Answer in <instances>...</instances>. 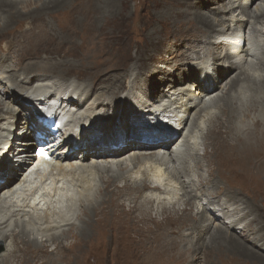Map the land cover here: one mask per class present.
I'll return each instance as SVG.
<instances>
[{
  "label": "bare ground",
  "instance_id": "6f19581e",
  "mask_svg": "<svg viewBox=\"0 0 264 264\" xmlns=\"http://www.w3.org/2000/svg\"><path fill=\"white\" fill-rule=\"evenodd\" d=\"M67 1L0 0V11L4 8L7 12L0 14V35L23 13L38 16L42 23V11L64 8ZM29 6L34 13L25 11ZM183 6L187 7L183 13L192 14L201 27L195 21H185L182 28L188 29L187 35L180 36L181 30L172 34L173 43H165L163 49L161 68L156 69L152 63L149 69L136 61L125 66L120 75L116 70L110 72L118 77L114 83L101 76L95 83H90L92 78H73L72 83L71 78L57 74L58 79L51 77L54 73L46 69L36 74L38 70L29 65L47 56L31 57L26 43L33 38L28 39L27 32H14V28L13 33L7 32L6 38L19 57L16 59L7 47L0 51V241L5 247L0 260H6L4 263L19 242L26 244L17 258L25 257L27 246L34 249L51 239L58 242L59 237L73 230L81 238L96 234L105 246L119 253L117 243L124 237L122 223L144 218L134 211L119 212L120 205L138 204L146 211L145 218L151 220L152 215L163 218L178 212L191 216L190 209L184 211L185 203H190L193 215L199 219L193 224L165 226L164 238L172 245L158 251L151 260L153 264H215L206 248L215 255L223 248L233 261L239 262L245 255L250 259L246 261L264 264L263 234L254 232L255 239L250 241L253 249L257 247L262 254L241 238L251 239L248 223L254 220L252 216L247 220L245 208H250L252 201L241 191L234 199V194L220 191L212 181L213 168L204 159V136L210 138L212 132H217L234 116V103H242L248 116L240 113L234 125L240 144L230 140L225 143L229 155L233 154L232 162L250 168L247 177L264 183V118L253 119L264 108V0H182L180 7ZM23 33L25 40L17 41ZM220 50L224 51L222 56ZM234 69L238 72L225 83V77ZM48 114L60 127L59 134L67 135L61 144H56L50 129L38 122L40 115ZM218 114V125L210 130ZM249 118L250 125L259 127V137L253 131L245 137ZM33 124L35 129L29 131ZM247 128L253 130L254 126ZM35 131L47 136V140L36 137ZM8 133L13 135L11 140ZM197 136L199 141L195 142ZM10 158H14L13 162ZM219 169L225 181L237 189L241 181L247 180L229 170L226 160ZM215 177L220 180L218 174ZM118 179L126 189L118 196L123 203L113 198ZM104 181L107 185L102 191L100 183ZM76 205L79 213L74 214ZM63 207L70 208L62 211ZM81 213L85 218L80 217ZM220 219L221 224H212ZM99 221L106 224L94 230ZM135 234L137 241L127 240L125 246L126 250L135 248L136 254L131 253L136 264L146 239L142 241ZM10 235L15 241L10 240ZM49 246H53L51 256L57 257V244ZM52 257L50 264L62 260Z\"/></svg>",
  "mask_w": 264,
  "mask_h": 264
},
{
  "label": "rangeland",
  "instance_id": "374dc122",
  "mask_svg": "<svg viewBox=\"0 0 264 264\" xmlns=\"http://www.w3.org/2000/svg\"><path fill=\"white\" fill-rule=\"evenodd\" d=\"M71 1L72 0H68L64 8L53 7L47 13L42 11V14H40L42 18V23L39 22L40 20H38L37 18L38 16L29 17L30 14L27 15L23 13L20 20L14 22L13 25H11L12 24L11 23L10 24L11 28L5 30L0 35V51L2 50V47L3 48L7 47L9 48L8 49L9 52L16 54V59L19 57L17 55L18 51L14 49L11 41L6 38L7 35H9L7 32L9 31V33H13L12 28H14L15 29L14 32H17L19 30L21 32H27L28 33L27 38L28 39L33 38L31 40V43H26V47H28V50L31 53L32 58L36 55L47 56L46 58L43 59L42 57H40L39 59H36L34 63L29 65V68L31 66L32 68L38 70L35 71L36 74L37 73L41 74L43 72L50 71L54 73L51 74V77L58 79L57 76L60 75L63 76V78L65 79L71 78L69 81L72 83H74V79L77 81H83L84 78H88V79L92 78L90 80V83H95L96 78L98 76H101L104 81H107L108 83L109 82L114 83L115 81H118V77L117 76L113 77L110 74V72L116 70V74L120 75L123 72L125 66L131 63L135 64L136 61L139 62L138 65L145 64V66H148L149 69H151V67L149 66L152 63L157 66L156 69L161 68V66L164 65L163 59L165 52L163 49H165V43H173L172 34L174 32H178L181 30L180 36L187 35L188 29L186 28V30H183L182 28L184 26L185 21H189V22L195 21L201 27V24L195 18H193L192 14L187 15L183 13L184 10L187 12L186 10L187 7L185 6L180 7V3L182 2V0H73L72 2ZM30 7L32 8V6H29L28 9H26L25 11L32 10L29 9ZM34 12L35 11L33 10L31 11V13ZM1 13H3V15H6L7 12L3 8L0 11V14ZM186 17H188L187 20H185ZM24 37L25 35L23 33V36H17L16 39L17 41H24L25 40L23 39ZM28 41L30 40H26V42ZM219 53H221L222 56L224 51L220 50ZM147 59H150L151 61L147 62ZM204 60L205 62H207L206 59ZM45 69L46 71H44ZM233 71L234 72L228 74L227 77H225L226 78L225 83L229 81L238 72V70L236 69H234ZM230 85H232V83H230ZM188 88H191V86L189 85ZM155 93H157V91H155ZM222 104H225V100H223ZM234 105L236 107L235 110L233 111L234 116H230L231 118H229L225 122V124L222 123L219 126L218 128L219 130L217 132L215 131L212 132L210 138L209 136L206 135L204 136V159L213 168L211 175L212 181L216 187L217 186L220 187L219 188L220 191H223L224 193H228V194H234V197L232 196L231 199L236 198V195H238L239 192L241 191L243 195L247 196L248 200L252 201V203L249 204L250 208H245L249 216L247 220L251 218V216L253 218L252 220H254V222L252 221L251 224L250 222L248 223L249 224L248 227L250 228L251 239L247 240L241 236L240 237L243 239L242 240L243 242H246L250 246H252V250L261 253L260 251H258L257 247L256 249H253L255 248V246L250 241L252 239H255L254 232H257L258 234H263L264 236V183H260L261 181L259 179L258 181L257 179L254 178L252 179V177H247V173L249 174L251 173L250 168H246L245 165L240 166L238 162L236 163L237 165L232 162L231 158L233 157V154L229 155V149H228L229 147L225 143L230 140L231 143L240 144V141L238 140V135L237 134L235 135L234 125L236 124V118L238 117V115H240V113H242V115L244 116H248V111L243 109L244 105L242 103H234ZM219 117H220L219 114L215 117L213 121L214 125L210 130H214V128L218 125ZM226 118L227 115L224 117V120ZM263 118H264V108L262 114L256 115L253 119L262 120ZM246 121L249 125L244 127L246 132L244 134L245 137L249 135L250 131H253V135L255 137H259V129H258L259 127L256 126L255 124L250 125L251 118L247 119ZM262 122L264 123V120H262ZM201 123L203 124L202 121ZM248 126L250 127L254 126V129L250 130L247 128ZM255 127L258 131H256ZM161 129H164V126H162L160 130ZM26 138L28 139L30 138V136L24 137L23 141ZM194 138L192 139V141H194ZM20 141H22V138L20 139ZM197 141H199L198 136L195 138V142ZM210 145L213 146V148H210ZM220 156H223V158L221 159ZM251 157L252 159H254L253 150ZM13 159L10 158V161H12ZM222 160H226V166L228 167L229 170L237 174H240L243 179H245V177L247 178V180L245 179L244 181L240 182L238 189L232 184L226 182L225 181L226 177L220 173L219 168H221ZM202 173L205 174V170L202 171ZM102 174L103 177L107 176V173L105 172H103ZM216 174L219 175L220 178L219 181L214 180ZM120 181L121 180L118 179L117 183L119 187L118 190L115 191V193H113V198L114 201L123 203L118 199L119 198L118 196L126 189L124 186H121ZM103 183H100V188L102 189V191L107 185L105 181ZM97 195H100L98 196L99 198L102 197L101 192L100 194L98 192ZM243 195L241 197H243ZM219 197L225 199L224 195H220ZM190 205H191L190 203L189 205L185 203L184 206H186V209L184 211L190 209L192 213L191 216L186 215L187 212L184 214L178 212L176 215L171 214L166 217L163 216V218L154 217L152 215L151 220H147L145 218L146 211H144V208L142 209V206H139L138 204H133V206L127 205V207H125L126 203L120 205L118 207L119 212L122 211V212L131 213L134 211L133 212L134 214L141 213V215H143L145 219L142 218V220L140 219L130 222L124 221L122 223L124 237L123 240H119V243H117L118 244L117 247H120L121 249V250L119 249L120 250L119 253L115 250H112L111 247L108 248L107 245L105 246L102 238L97 237L96 234L94 235V237L91 236L88 238L86 237L81 238L79 233L76 232L77 230H73V233L71 232L62 235L61 236L62 238L59 237L58 242L57 241L55 242L53 239H51L50 242L49 241L45 242L44 243L45 245L40 246V248L32 249L31 247L27 246V250L25 249L26 252L25 257L17 258V256H19L23 252V248L25 247L26 244L25 242L24 244H22V242L21 244H19L20 243L19 242L13 245V248L14 247L16 248L10 254L12 259L11 258L8 259L6 263H4L6 260H0V263L1 264H23V263L50 264V257H52L50 253V249H52L53 246H49V245H51L54 242L57 244L56 249H59L60 252L62 251L61 253H59V251L57 252L58 253L57 257L54 256L52 257L54 259L59 257L62 259L60 260V262L58 261L57 264H135V255H133L136 254L135 248L133 249V251L129 249L126 250L125 245L126 243H128L130 239H132L134 242L137 241V239L135 238L136 237L135 232H137V234L140 235L141 240L142 239L144 240L146 239V240L143 246L140 247L139 249V251L141 252V258L137 260L136 264H140V263L153 264L151 260L153 257H155V255L157 256L158 251L161 252L163 248H168L171 247L172 245V244H168V241H166V239L164 238L165 226L172 223L178 225H184L186 222H187L186 224H193L194 220L199 219L196 218L198 217L197 215L195 216L193 215V211ZM74 210H75L74 214L79 213V206L76 205ZM80 217H84L82 213L80 214ZM222 221L223 220L220 219L219 222L216 221L215 223L212 224L213 225L221 224ZM92 223L94 224V222ZM105 224L106 223L102 221L97 222L96 226L94 227V230H96L98 227L100 230L102 226ZM242 224L243 223L238 224L237 227L239 228ZM142 232L145 233L143 234ZM16 237L23 241L22 237H19L18 235H16ZM112 238L115 240L116 237H112ZM10 240L15 241V238L12 235H10ZM70 244H74V247L70 248L69 247ZM4 249H5L4 244L3 242L0 241V254L3 253ZM131 251L133 252V254L131 253ZM142 252H143V256H142ZM205 252H207L209 258H213V260L216 262V263L214 262L215 264H262V262L260 261L257 262L246 261L250 259L245 255L241 256L240 260L242 262L241 261L238 262L237 260L233 261V258L230 257L232 255L230 254V256H227L229 255V252L223 248L216 250L218 256L215 255L210 250H207V248ZM203 253L204 251L201 252V254ZM262 256L264 257V255Z\"/></svg>",
  "mask_w": 264,
  "mask_h": 264
},
{
  "label": "snow or ice",
  "instance_id": "6c2138e0",
  "mask_svg": "<svg viewBox=\"0 0 264 264\" xmlns=\"http://www.w3.org/2000/svg\"><path fill=\"white\" fill-rule=\"evenodd\" d=\"M40 154L43 155L44 154V150L40 149Z\"/></svg>",
  "mask_w": 264,
  "mask_h": 264
}]
</instances>
